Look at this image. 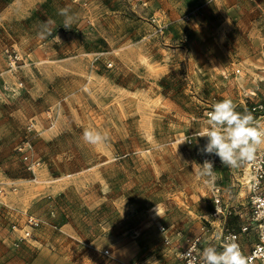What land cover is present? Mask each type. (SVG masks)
Listing matches in <instances>:
<instances>
[{"label": "rangeland", "instance_id": "1", "mask_svg": "<svg viewBox=\"0 0 264 264\" xmlns=\"http://www.w3.org/2000/svg\"><path fill=\"white\" fill-rule=\"evenodd\" d=\"M225 98L264 104V0H0V264H182L159 226L180 247L208 226L213 178L239 194L245 165L201 177L202 138L180 144ZM15 207L61 231L15 247Z\"/></svg>", "mask_w": 264, "mask_h": 264}, {"label": "built area", "instance_id": "2", "mask_svg": "<svg viewBox=\"0 0 264 264\" xmlns=\"http://www.w3.org/2000/svg\"><path fill=\"white\" fill-rule=\"evenodd\" d=\"M9 58L13 61L19 59L18 54L9 49L6 50ZM215 103L211 104L208 111L212 110ZM250 112L254 114H264V104L256 102L250 107ZM198 134L190 136L188 142L193 144ZM202 138L201 149L207 143L206 137ZM30 143L19 146V151L23 152V159L29 170L36 172V167L40 161L33 158L30 149ZM201 159L204 162L209 160L214 165V170L218 165H222L220 159L215 154H204L201 152ZM241 176L238 179L240 186L239 194L235 204H230L226 199L225 188L216 180L212 179L210 193L213 209L207 219L208 226L203 228V234L187 237L184 243L179 247L175 246L169 230L166 226L160 225L159 230L164 234L166 245L170 246L175 256L182 264H188V260L181 256L186 253L189 244L193 246L191 259L193 264H202L201 253L202 246L205 244V236L211 237L208 240L216 243V248L222 250L225 240L229 237L235 238L242 254L248 258L249 264H264V146L257 152V159L251 164H245L241 169ZM4 188L0 186V194ZM25 222L13 223L11 230L18 236L14 241V246L19 247L24 242L34 241L37 231L45 225H50L53 229L61 231L58 224L51 223L45 219L37 217L31 213L25 214ZM52 217L55 213L52 212ZM207 240V241H208ZM110 255V251H105Z\"/></svg>", "mask_w": 264, "mask_h": 264}, {"label": "clouds", "instance_id": "3", "mask_svg": "<svg viewBox=\"0 0 264 264\" xmlns=\"http://www.w3.org/2000/svg\"><path fill=\"white\" fill-rule=\"evenodd\" d=\"M58 14L64 17L63 26L70 29L75 19L74 15L70 14L68 8L60 9ZM48 23V21L44 22V29L38 33L39 38L44 39L46 35H50L47 29ZM236 107L229 98L216 102L212 110L205 113L207 127L197 135L207 138V143L201 152L208 155L215 154L222 165L230 169L255 162L258 150L264 145V125L256 121L250 112H237ZM82 139L85 143L95 146L104 142L106 136L98 131L85 129ZM190 141L185 139L180 144ZM199 166V169L194 168L197 175L210 178L215 176L211 161L205 160ZM156 211L159 215L158 205ZM189 245L187 252L181 253V256L188 260V264H193L191 259L193 246ZM201 261L202 264H249L248 258L242 254L233 237L225 240L222 250L212 245L205 247L201 253ZM148 264H159V262L149 261Z\"/></svg>", "mask_w": 264, "mask_h": 264}, {"label": "crops", "instance_id": "4", "mask_svg": "<svg viewBox=\"0 0 264 264\" xmlns=\"http://www.w3.org/2000/svg\"><path fill=\"white\" fill-rule=\"evenodd\" d=\"M16 208V207H15ZM18 211H16V213L14 214V217H15V219H16V221L17 222H20V223H23V222H25V214L26 213H28L25 209H22V208H16ZM63 230V229H62ZM64 231V230H63ZM65 232V231H64ZM12 234H13V240H15L16 238H17V234L16 233H13L12 232ZM37 237H39V236H37ZM36 237V238H37ZM28 245V244H31V245H42L41 244V242L40 241H38V240H34V241H29V242H27V243H25V245ZM42 259V255H40L39 257H38V259H37V261H40ZM73 264H76V263H73Z\"/></svg>", "mask_w": 264, "mask_h": 264}, {"label": "trees", "instance_id": "5", "mask_svg": "<svg viewBox=\"0 0 264 264\" xmlns=\"http://www.w3.org/2000/svg\"><path fill=\"white\" fill-rule=\"evenodd\" d=\"M216 169H221V168L217 167Z\"/></svg>", "mask_w": 264, "mask_h": 264}]
</instances>
